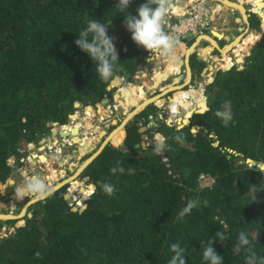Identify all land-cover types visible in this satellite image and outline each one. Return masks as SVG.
Segmentation results:
<instances>
[{"label": "trees", "instance_id": "16d2710c", "mask_svg": "<svg viewBox=\"0 0 264 264\" xmlns=\"http://www.w3.org/2000/svg\"><path fill=\"white\" fill-rule=\"evenodd\" d=\"M145 2L131 0L120 13L118 0H0V182L19 164L22 137L23 148L37 145L51 132L47 123L68 126L75 101L100 102L111 96L106 87L115 75L130 81L147 63L151 53L123 26L125 14L136 15ZM250 17L260 28L257 13ZM92 19L109 26L107 34L115 38L119 60L107 81L75 44ZM212 49L198 50L205 58ZM192 59L200 63L194 78L206 62L196 51L191 67ZM239 65L214 71L204 88L208 109L193 113L188 125L166 124L153 103L135 114L82 170L80 176L88 177L85 209L71 210L63 197L66 186L30 204L31 216L18 223L24 225L0 238V264H169L173 243L185 248L186 264H210L203 259L210 240L221 264H245V247L236 250L242 231L264 257V177L256 168L264 163V34ZM225 102L233 114L227 126L215 115ZM87 110L105 115L100 104ZM150 114L157 116L153 129L165 138V155L153 152L152 133V144H140L139 128L150 122ZM193 125L201 128L192 132ZM201 173L213 178L210 186L199 185ZM103 183L114 186L112 196L103 192ZM190 200L197 207L178 219Z\"/></svg>", "mask_w": 264, "mask_h": 264}, {"label": "rangeland", "instance_id": "374dc122", "mask_svg": "<svg viewBox=\"0 0 264 264\" xmlns=\"http://www.w3.org/2000/svg\"><path fill=\"white\" fill-rule=\"evenodd\" d=\"M207 1L209 3L210 7H213L214 4L217 5L220 8L223 15L228 14L231 10H233L235 8V7L231 8L227 5H224L221 2V0H218V1L217 0H207ZM229 1L234 2L231 0H229ZM181 2H185V0H181ZM255 2H256V0H237V2H234V3L241 6L243 8V10H244L243 4L245 3L246 8L250 7V9H252L253 11H256L258 13L263 12L264 9L258 6L259 2L256 5L257 7L255 6ZM261 2L264 3V0H261ZM171 3L173 4V8H172L173 12L181 14L182 12L178 11V7H181V5L173 3V0ZM167 6L165 7L166 9H167ZM244 12H245V10H244ZM259 15H260V13H259ZM214 16L215 15H213L211 18L213 19ZM219 16H218V18H219ZM260 16L262 17V15H260ZM226 20H228L229 22H233L231 17L227 18ZM250 22L252 23V25H255L254 29L257 30V32L247 31L245 34H243V33H239L240 32L239 30H236V33H234V31L231 30L230 32L233 35H230V38L228 40L230 42H227L229 44H226L223 47L221 45H219L220 54H218L217 56L221 55L220 57H218L220 60V64L218 65L217 60H215V59H208V61H206V64L207 63H214V64L218 65L219 67L224 68L226 66V64L228 63V60L226 57L231 56L234 61L236 59L235 57L243 59L244 57L242 58V54L244 53V50L246 47H248V51L250 53V49H251L252 45L256 42V39H260L262 34H263L262 31L258 32V30L260 28H258V29L256 28V26H258V25L255 23L253 17H250ZM261 25H262V27H264L263 22ZM213 26H214V24L212 22H210V25L205 28V31L200 32L196 41H195L196 38H194V35L191 32H188L185 35V37L183 38V41L187 44V46H184V44H182V43H178V44L176 43L175 60H178L177 67H178V69H180V74H179L180 76L185 75L184 67L182 64L183 55H186V54L188 55L190 53L189 52L190 48H192L193 46H195L194 49H197V51L199 53V50H198L199 48L206 47V46L210 45L209 42L206 43L205 41H200L199 43H197V41H198L199 37H201V36H208V37H211L213 39V37L210 34V30ZM219 32H221V31H219ZM221 33L223 35H221ZM221 33H220V36L218 38H221L222 36H226L224 34V32H221ZM238 33L243 34V35L238 36L239 35ZM235 36H237V37H235ZM214 42H216V40H214ZM219 43L222 44V41H219ZM231 43H232L231 49H229L227 53L226 52L223 53L222 50L227 45H230ZM216 45H218L217 42H216ZM238 45H240L239 50L237 49L239 47ZM217 50H211V51H213V54L215 56H216L215 53L217 52ZM237 50H238V52H236ZM247 52L244 53V56L247 55L246 54ZM164 55L165 54H160V52H157L156 55L151 53L150 54V57L152 56L151 60L149 57L147 63L140 66L139 70L135 72V75L133 76V78L130 81H128L126 79L121 80V82L118 85L112 86L111 91H112V96H113V94L119 93L120 91L125 92V97H129L131 100V102L127 101L125 103L127 105L130 104L129 110H128L130 113H133L138 107H143L144 105H141L142 103L146 102L147 100L154 99L156 96L160 95V98H158V100L151 102L158 109V111H157L158 117L160 119H163L165 121V123L168 125H176L177 126L178 124H180L179 122L182 121L184 114L181 113V114L176 115V114L169 113V105L171 103V100L168 99V96H170L171 99H173L178 95L177 94L178 92H186V91H189L191 89H196L197 93L201 92L203 96L207 97V95L204 91V88H205V85L207 84L208 80L210 79V77H207V76L202 77L203 80H204V78H206L205 79L206 84H205L203 80H198V78H196V77H199L198 75H195L192 82H191L192 87L187 86V84L182 85L180 83H182L183 80L181 78H177L176 75L173 74L176 72V70H173V68L171 69L172 66L169 65L171 61L167 62V59H169V58L167 55H165V56ZM193 59H192V62H193L192 63V69H193V72H197L199 70L200 63L197 60L195 61ZM241 63H237V64L239 65ZM164 79H167V80L164 81ZM139 87H142L143 88L142 90H144V95H143L142 99L139 98V94H138ZM173 87H175L177 89H172ZM185 88H187V89L185 90ZM141 92H143V91H141ZM188 99L192 100L193 97H188ZM192 102H194V101H192ZM97 104L99 106L100 102L96 103L95 105H92L94 110L96 109ZM101 106L104 109L103 113L105 115H99L97 112H95V116L93 115L94 116L93 118L90 117L88 119L90 121L86 120V118L88 116L86 114L87 108L85 106H82L81 104L74 111L73 114L75 117L73 118V120L71 121L70 118L68 117V122H67L68 124L67 125H70V127L76 126V127L80 128V130H81L82 129L81 125L85 126V127L82 126L83 132L80 131L78 139H83V138L85 139V137L87 138V135L89 137V140L93 139L92 144H90V145L86 144L85 145V148L87 150H89L87 153H85L84 150H80L78 148L79 147L78 144H75L72 142H71L72 145H69L66 143L60 144L59 142H57L52 148L51 147L49 148V145H47L48 148H45L43 150H40L38 148V145L35 144L36 145L35 148H31V149L26 148L25 150L20 151V154L22 155V157H20L18 159L19 164L17 166H13V167H15V169L13 168L11 175L7 178V180L5 182H0V186H1L0 187V215L2 216V214H5V215L13 216L12 218L0 219V221H3L2 224L0 225L1 237L9 235V233L14 232L16 227L24 225L25 215L27 213H29V206L31 204V203L29 204V202H31L33 199L28 198V197H25L23 200L16 199L14 189L18 183L23 182L24 176H22L21 173H22V171H27L30 168V166L28 164V162H29L28 159L31 157L32 153L33 154H39V155L40 154L45 155L50 162L49 168H51L53 171L49 174L47 172L46 164H44V163L42 164L37 160V164L35 166V170L33 169V172L36 173V171L40 167H42L44 174H46L47 176L49 175L48 178L47 177L43 178L42 176H40V178L46 184L50 185L52 188H55L57 186L59 188L62 186H66L65 190L68 194H69L70 189L72 191L74 189L73 193L69 197L70 199L74 200V203H68V204L71 206H76L75 203H77L79 201V189H80V187H83L84 189H86L88 187V186H86L88 184V179L80 176L82 171L78 172L79 168H77V165L82 164L83 162L87 161L91 156L93 157L94 155H96L97 152H99L102 149V147L108 142L107 141L105 143L107 137L111 136L113 134V132L116 131L117 128H119L123 123H125V121H127V118H128V116L126 114H124L125 112L123 111L122 107L115 101V99H113L112 101H109L107 104H104ZM101 106H100V108H101ZM116 107H118V108H116ZM111 111H113V112H111ZM131 115L132 114H130V116ZM151 124L149 127L145 126V129H147L146 131H148V134L152 133L153 138L157 139V135L160 133L155 132V130L153 129L155 126H158L157 116H152V123ZM47 126L50 127L51 132L53 129H57V130L58 129H63V130L65 129V128H60L61 125H53V123H50V122L47 123ZM101 131H104L105 133L99 137L98 135ZM51 132L49 134L50 137H53V139H60V137L58 135L51 136ZM39 139L41 140V137H39ZM67 141H69V140H67ZM143 141L145 143L144 148H147L149 143L147 144L146 139H143ZM109 142H111V141H109ZM89 147H91L92 149L90 150ZM161 155H165V154L162 153ZM166 160H167L166 158H162V162H165ZM12 161L13 160H11V162ZM45 163H47V162H45ZM80 168H82V165ZM29 176H31V175H29ZM201 186H202V183H201ZM8 193L13 194V196H12L13 198H11V200L9 199V196L7 195ZM2 204H3V206H2ZM84 205H85V201L83 202V204L81 206L83 207ZM9 219L15 220L14 223H9L7 221ZM21 220L24 221V223L18 224Z\"/></svg>", "mask_w": 264, "mask_h": 264}, {"label": "clouds", "instance_id": "9594fccd", "mask_svg": "<svg viewBox=\"0 0 264 264\" xmlns=\"http://www.w3.org/2000/svg\"><path fill=\"white\" fill-rule=\"evenodd\" d=\"M167 2L168 0H146L145 3L139 5V7L137 8L136 15H132L131 13L125 14L123 26L127 29V31L131 33V39L137 45L141 46L146 51L154 55L157 52L165 54L168 56L170 61H173L175 60L176 40L174 39V37L168 35L163 28V15L167 10L165 8V4ZM130 3L131 0H118V3L116 5L119 7L120 10L119 12L125 13V10L128 8ZM153 4H156L158 6L152 7ZM250 12H255L257 13V15L259 14L258 12L250 9L249 16H250ZM258 16L260 17V25H261L262 24L261 16L260 15ZM108 28L109 26L100 23L99 21L93 19L89 20L87 26L79 32L78 35L80 38L75 40V44L83 52L87 53L92 61L94 60L97 62L96 71L99 74L100 79L103 81H107L109 80V78L113 77L116 71V61L119 60L117 49L113 42L115 38L108 36L107 34ZM262 28L263 27L261 25L260 31ZM90 35H91V39H89ZM152 56L150 57V60ZM206 75L207 74H205L204 77ZM212 75L213 74L208 75V77H211ZM199 77L196 78L199 79ZM167 79H164V81ZM205 79L206 78H204L203 81L206 84ZM192 80L193 78L190 77L187 83H190L192 85L191 83ZM186 89L187 88H185V90ZM205 103H206V107H208L207 97L205 98ZM215 115L216 117L222 120L225 126H227L228 123L233 119L230 102H225V104L222 105V110H217ZM191 116H192V112L189 115L188 119H190ZM182 121L179 122L181 125H183ZM180 124H178L177 127H179ZM175 139L178 143L181 144L184 143L183 136H176ZM107 141L109 142V140ZM152 150L156 154H162L167 150V144L163 136H160L155 140ZM256 168L258 169V172L261 174V176L264 177V163L257 164ZM119 171L120 173H123L124 168L120 167ZM111 172L115 173L116 169L112 168ZM102 190L108 196H112L115 192L114 186L108 183L102 184ZM14 191H15V197L18 200H23L25 197H28L34 200L42 201L51 197L53 195L54 190L50 185L46 184L40 178L39 175L29 176L25 174L23 182L18 183ZM93 191H95V189H93ZM253 195L255 199L254 192ZM195 207H197V201L195 200L188 201L186 206L183 207V209L179 212L178 219H183L186 215L190 214L192 209H194ZM216 236L219 238V240L225 239V235L223 232H217ZM214 241L215 240H210L208 246L204 249L203 259L205 261L210 262V264H221L222 258L216 254L214 248L212 247ZM242 246L245 247V252H246L245 264H253L254 259H258L259 264H264V257L257 256L255 251L251 247V241L249 240L248 235L243 231L240 232L238 235V244L236 245V250L240 251ZM170 250L174 255L171 257L169 264H186V260L184 259V255H183L185 252V248L181 247L178 243H173L170 247ZM35 255L39 257L40 253L37 252L35 253Z\"/></svg>", "mask_w": 264, "mask_h": 264}, {"label": "bare ground", "instance_id": "6f19581e", "mask_svg": "<svg viewBox=\"0 0 264 264\" xmlns=\"http://www.w3.org/2000/svg\"><path fill=\"white\" fill-rule=\"evenodd\" d=\"M223 3H226V4H228L230 7L231 6H233V7H235L241 14H242V16H243V18L245 19L246 18V16H245V14H244V10L242 9V7L241 6H239V5H237V4H235V3H233V2H229L228 0H221ZM258 6L259 7H261V8H263L264 9V3H262L261 2V0H260V5L258 4ZM170 8H173V4H171L170 5ZM216 10H220V8L217 6V5H213V7H212V16L213 15H215V12H216ZM243 10V11H242ZM260 13V15H262V17H261V19H262V22H264L263 20H264V11L263 12H259ZM239 21V20H238ZM213 30H212V34H214L215 36H217V37H219L220 36V34L216 31V28H215V26L212 28ZM202 39H206L209 43H212V44H215L214 43V41H213V39L211 38V37H208V36H201L199 39H198V41H197V43H199ZM226 39L227 40H229V37H226ZM196 43V44H197ZM231 46H232V43L230 44V45H227L225 48H224V50H223V52L225 53V52H227L229 49H231ZM239 46V47H238ZM237 47V49L239 50L240 49V45H238ZM194 47L195 46H193L192 48H190V50H189V52H192L193 50H194ZM228 48V49H227ZM227 49V50H226ZM238 50L236 51V52H238ZM188 52V53H189ZM160 54H162V53H160ZM165 56V55H164ZM163 56V57H164ZM227 59H228V63L226 64V66L228 65L229 66V64H230V57H226ZM165 59V58H164ZM218 60V62L220 63V61H219V59H217ZM241 61L242 62V60L243 59H241V58H238L237 59V61ZM167 62H170V60L169 59H167ZM226 66L224 67V68H226ZM171 69H172V67H171ZM173 70H178V68L176 69V68H174L173 67ZM154 73V72H153ZM186 80L188 81L189 80V73H187V77H186ZM120 81H121V79H115L113 82H112V85H110V86H115V85H118L119 83H120ZM172 89H177V88H175V87H173ZM179 89V88H178ZM141 91H143V93H144V90H141ZM199 91V90H198ZM138 94H140V92H138ZM178 95L175 97V98H173V99H170L171 100V103H170V105H169V113H171V114H184V116H183V118H182V120H183V122H186L187 121V117L191 114V110L192 109H199V110H201V111H203V110H205V107H206V103H205V97L202 95V93L201 92H199V93H197V90L196 89H191V90H189V93H183V92H178L177 93ZM144 95V94H143ZM188 97H193V99L192 100H189L188 99ZM123 98H126L125 97V92L124 91H120L119 93H117L116 95H115V101L122 107V109H123V111L125 112L124 114H126L127 116H128V118H129V116H130V114H133V113H135V112H137V111H140V110H142L146 105H144L143 107H138L133 113H130L128 110H129V106H130V104H125L126 102H124L123 101ZM158 98H160V95L159 96H156L154 99H151V100H148L149 102H151V101H156V100H158ZM192 101H194V102H192ZM103 108V107H102ZM116 108H118V107H116ZM88 109H90V108H88ZM102 111V110H101ZM89 111H87V114L89 115ZM75 116H74V114L70 117V120H73V118H74ZM86 117V116H85ZM94 117V116H93ZM126 117V116H125ZM127 118V119H128ZM100 119V118H99ZM87 120V119H86ZM83 121V120H82ZM126 122V121H125ZM124 124L125 123H123L119 128H117L116 129V131L115 132H113V134L111 135V136H109V137H107V139H106V141L107 140H111L123 127H124ZM60 128H62V127H60ZM72 128H75V130L73 131V133L71 132L72 130ZM62 131H64V133H62V135H60L61 136V140L59 141V139H53V137H50V136H48V137H46V138H43V139H41L40 141H39V143H38V148L40 149V150H43V149H45V147H43L42 146V144L46 141L47 143H48V145H49V148L51 147H53L57 142H60V144H64V143H66V144H69V145H72L71 144V142L72 143H75V144H78V148L80 149V150H84L86 153L89 151V150H87V149H85V144H86V142H87V140H85L84 138L83 139H78V136H79V133H80V128H78V127H76V126H72V127H70V125H68L67 126V128L65 127V129L63 130V129H61ZM58 131H59V129L57 130V129H53L52 130V132H51V136H55V135H58ZM105 132L104 131H101L100 133H99V137L100 136H102L103 134H104ZM67 135V136H66ZM59 136V135H58ZM67 140H69V141H67ZM36 147V145H30V146H28V148L27 149H31V148H35ZM91 150V149H90ZM98 153V152H97ZM37 160L40 162V163H44V164H46L45 162H47L48 161V158L45 156V155H43V154H31V157L28 159V164H29V166H30V168L27 170V171H23V176H25V174H27V175H39V176H42L43 178H45V174L44 173H42V174H40L38 171H36V173H34L33 172V169L35 170V166H36V164H37ZM89 161V159L87 160V161H85V162H83L82 164H78L77 165V168H79L78 169V172L79 171H81L83 168H84V166L87 164V162ZM49 162V161H48ZM47 162V163H48ZM81 165H82V168H80L81 167ZM40 169H43L42 167H40ZM77 172V173H78ZM34 173V174H33ZM47 178H48V176H47ZM75 184V183H74ZM54 189V188H53ZM73 189V188H72ZM86 190V191H85ZM73 191H74V189H73ZM73 191L70 189V191H69V194H68V196L70 197L71 196V194L73 193ZM88 193H89V190H88V188H86V189H84L83 187H80V189H79V203H81L82 204V200H84L85 198H86V195H88ZM81 196V197H80ZM13 198V197H12ZM34 200V199H33ZM32 200V201H33ZM2 206H3V204H2ZM24 213V212H23ZM13 216H9V215H5V214H2V216L0 215V219H7V218H12Z\"/></svg>", "mask_w": 264, "mask_h": 264}, {"label": "crops", "instance_id": "0c3cea01", "mask_svg": "<svg viewBox=\"0 0 264 264\" xmlns=\"http://www.w3.org/2000/svg\"><path fill=\"white\" fill-rule=\"evenodd\" d=\"M186 1V0H185ZM218 1V0H217ZM229 1V0H228ZM231 1H234V2H237V0H231ZM178 2V4L179 5H183L185 2H181V0H178L177 1ZM222 2V1H221ZM230 2V1H229ZM233 2V3H234ZM259 2V3H258ZM220 3V2H219ZM223 3V2H222ZM257 3L258 4H260V0H256V2H255V6L257 5ZM224 5H227V6H229L228 4H226V3H223ZM243 6H244V10H245V12H244V14H245V16H246V18L244 19L243 18V16H242V14L237 10V9H235L234 7H232L231 6V8H234L233 10H231L228 14H226V15H223L222 14V12H221V10H219L218 11V14L217 15H215L214 17H213V19L210 21V22H212L213 24H214V26H215V28H216V31L220 34L221 32H224V34L226 35V37H228L229 36V38H230V35H233V34H231V30L232 31H234V33H236V30H239L240 32L239 33H243V34H245L247 31H253V32H257V30H255L254 28H251L250 27V21H249V11H250V7H245V3L243 4ZM251 6V5H250ZM230 7V6H229ZM257 7V6H256ZM243 9V8H242ZM182 10H183V8L182 7H178V11L179 12H182ZM220 15V16H219ZM259 15V14H258ZM218 16H219V18H218ZM229 17H231L232 18V20H233V22H229L228 20H226L227 18H229ZM239 20V21H238ZM213 26V27H214ZM261 26V25H260ZM212 27V28H213ZM211 28V30H210V34H211V36L213 37V39L214 40H216V42H217V44L218 45H216V42H214L215 44H212V43H210V45L209 46H212L213 47V49L212 50H217V52L215 53L216 54V56L218 55V54H220V50H219V45H221L222 47L223 46H225L226 44H229V43H227V42H230V41H228L227 39H226V37L225 36H222L221 38H217V37H215L213 34H212V29ZM261 28V27H260ZM242 30V31H241ZM205 31V30H204ZM203 31V32H204ZM219 31H221V32H219ZM238 33V34H239ZM243 34H239L238 36H242ZM221 35H223L222 33H221ZM235 37H237V36H235ZM234 37V38H235ZM197 38H198V36L196 37V39H195V41L197 40ZM200 38V37H199ZM233 38V39H234ZM213 40V41H214ZM201 41H205L206 43H208V41L206 40V39H202ZM219 41H222V44H220L219 43ZM178 43H182V44H184V46H187V44L185 43V42H178ZM177 43V44H178ZM203 47H201V48H199V49H202ZM228 49V48H227ZM226 49V50H227ZM224 50V49H223ZM223 50H222V52H223ZM196 51V54L197 55H200L199 53H198V51H197V49H194V51L193 52H195ZM193 52H191V53H193ZM228 52V51H227ZM226 52V53H227ZM191 53H189L188 55L186 54V55H183V59H182V64H183V67H184V73H185V75H179L180 73H179V71H180V69H178V70H176V72L175 73H173V74H175L176 75V77L177 78H181L182 80H183V82L182 83H180V84H182V85H186V83H187V80H186V77H187V73H189V78L190 77H192L193 78V69H192V67H191V65H190V55H191ZM224 53V52H223ZM247 54V53H246ZM245 54V55H246ZM242 55H244V53L242 54ZM213 56H215L214 54H213V51H211V54L210 55H206V57L205 58H203L204 60L203 61H208V59H213ZM221 55H219V56H217V57H220ZM219 59V58H218ZM220 61V60H219ZM177 62H178V60H173V61H171L170 62V66H172V68L174 67V68H178L177 67ZM180 67V66H179ZM198 80H200V79H198ZM181 85V86H182ZM143 88L142 87H139V92H141V90H142ZM187 93H189V91H186ZM186 92H183V93H186ZM143 92H141L140 94H139V98L140 99H142L143 98ZM132 99V98H131ZM123 101L124 102H131V100H130V98L129 97H126V98H124L123 99ZM147 103H149V101L147 100L146 101ZM146 102H144V103H142L141 105H146L147 103ZM140 105V106H141ZM102 111H104V109L102 108ZM87 114V113H86ZM88 115V114H87ZM90 117H92L93 118V115H91V113H89V115L87 116V121H90V120H88ZM72 121V120H71ZM72 123V122H71ZM85 127L84 125H81V132H83V127ZM87 126V125H86ZM67 128V127H66ZM88 139V140H87ZM85 140H87V142H86V144H92L93 143V139H91V140H89V137H88V135H87V138L85 137ZM92 141V142H91ZM89 149H92L91 147H89ZM86 153V152H85ZM78 157V156H77ZM76 157V158H77ZM49 161V160H48ZM47 161V162H48ZM49 163L50 162H48V163H46V168H47V172L50 174L51 172H53L52 171V169L51 168H49ZM49 176V175H48ZM47 177V175L45 174V178Z\"/></svg>", "mask_w": 264, "mask_h": 264}, {"label": "built area", "instance_id": "2783aa9c", "mask_svg": "<svg viewBox=\"0 0 264 264\" xmlns=\"http://www.w3.org/2000/svg\"><path fill=\"white\" fill-rule=\"evenodd\" d=\"M177 1L173 0V3L178 4ZM181 7L183 8L181 14L174 13L172 8L167 7L168 10L163 15L164 31L174 37L176 43L184 42L183 38L188 32H191L194 38H196L200 32L204 31L210 25V21L212 20V7L209 6L207 0H186ZM218 11L216 10L215 15L218 14ZM261 31L264 34V27ZM210 54L211 52L208 53V55ZM230 64L232 66L237 64L236 60L234 61L231 56ZM206 76L208 77V75ZM187 86L192 87L190 83H187ZM198 180L200 186L202 183V187L210 186L213 182V178L204 173L199 174Z\"/></svg>", "mask_w": 264, "mask_h": 264}, {"label": "water", "instance_id": "95a60500", "mask_svg": "<svg viewBox=\"0 0 264 264\" xmlns=\"http://www.w3.org/2000/svg\"><path fill=\"white\" fill-rule=\"evenodd\" d=\"M172 0H168V6H170L172 3ZM214 35V34H213ZM215 36V35H214ZM215 37H217V36H215ZM226 37V36H225ZM218 38V37H217ZM191 53V52H190ZM249 54V51L247 52V55ZM198 56V59L199 60H204L203 59V57L201 56V55H197ZM244 56L242 55V58H243ZM236 59V63H241V61L239 60V61H237V57H235ZM242 62H243V60H242ZM232 67V65L230 64L229 66L227 65L226 66V68H222V67H219L218 65H216V64H214V63H207L203 68H202V71H201V73H200V77H199V79L200 80H203L202 79V77L205 75V74H207V75H210V74H213L214 73V71L216 70V69H222V70H229L230 68ZM121 79V77L120 76H118V75H115L112 79H111V81H110V85H112V82L115 80V79ZM121 82V81H120ZM110 85H108L106 88L108 89V90H110L111 88H112V86H110ZM116 86V85H115ZM117 93H115V94H113V99H115V95H116ZM168 99L170 100L171 99V97L170 96H168ZM109 102V98H107L106 96H104L101 100H100V104L101 105H103V104H107ZM151 102H153V101H151ZM151 102H149V103H151ZM74 108H77V107H79L80 106V103L78 102V101H75L74 102ZM98 105V104H97ZM97 105H96V108H97ZM92 106L90 105V104H88V105H86V108H91ZM208 109V107H206V109L205 110H207ZM205 110H203V111H201V110H199V109H193L192 110V114L193 113H202V112H204ZM138 112V111H137ZM136 113V112H135ZM135 113H133L129 118H131ZM73 114H69L68 115V117L70 118L71 116H72ZM128 118V119H129ZM127 119V120H128ZM53 123V125H58V123L56 122V121H54V122H52ZM182 123H183V125H187V124H189V119H187V121L186 122H183L182 121ZM181 125V124H180ZM179 125V127L178 128H180V127H183V125H181L180 126ZM201 127L200 126H197V125H194V126H192L191 127V131L192 132H197V130L198 129H200ZM145 129V126H141L140 128H139V131L140 132H142L143 130ZM72 131V133H73V131L75 130V128H72L71 129ZM62 133H64V131H62L61 129H59V131H58V135H59V137H60V139H59V141L61 140V136L60 135H62ZM67 136V135H66ZM25 140V138H21L20 139V141H19V149H21V150H25L26 148H23V145H22V142ZM151 141H152V139L150 138V139H148V142L149 143H151ZM107 141H105V143H106ZM60 143V142H59ZM141 146H142V148H144L145 147V143H144V141H141ZM139 144H136V146H138ZM99 153V152H98ZM97 153V154H98ZM96 154V155H97ZM96 155H94L93 157L91 156L90 158H89V161L87 162V164L85 165V166H87L95 157H96ZM30 164V163H29ZM84 166V167H85ZM40 174H42V173H44L43 172V169H39V170H37ZM22 174H23V171H22ZM86 179H88V177H86ZM57 188H59L58 186L57 187H55L53 190L55 191V190H57ZM12 196H13V194L11 193L10 194V197L12 198ZM63 197H64V199H66L67 201H68V203H74V200L73 199H70L69 198V196H68V193L66 192V193H64V195H63ZM87 198H88V195H86V198L84 199V200H82V202H84V201H86L87 200ZM37 200H33V201H31V202H29V204L31 203H35ZM83 204V203H82ZM81 203H79V201L77 202V203H75V205L76 206H71V210L72 211H79V212H81L83 209H85V207H86V203H85V205L82 207L81 205H82ZM80 205V206H79ZM78 206V207H77ZM27 215H28V217H30L31 216V212H29V213H27Z\"/></svg>", "mask_w": 264, "mask_h": 264}, {"label": "flooded vegetation", "instance_id": "af4514ba", "mask_svg": "<svg viewBox=\"0 0 264 264\" xmlns=\"http://www.w3.org/2000/svg\"><path fill=\"white\" fill-rule=\"evenodd\" d=\"M106 89H107V88H106ZM107 90H108V89H107ZM110 90H111V89H110ZM106 97L109 98V101H112V100H113V98H112V97H113L112 94H111V96H106ZM148 104H150V103H148ZM148 104H147V105H148ZM94 105H95V104H94ZM147 105H146V106H147ZM100 106H101V105H100ZM146 106H145V107H146ZM101 108H102V106H101ZM87 111L90 112V110H87ZM140 111H141V110H140ZM140 111H138V112H140ZM111 112H113V111H111ZM138 112H136L135 114H137ZM135 114H134V115H135ZM134 115H133V116H134ZM133 116H132V117H133ZM132 117H131V118H132ZM131 118H129V119L125 122V124H126ZM148 118H149L150 122H149L146 126L149 127L150 124L152 123V115H151V114L148 115ZM125 124H124V125H125ZM151 125H152V124H151ZM145 130H146V129H144V130L141 132V133H142V134H141V137H142V141H143V139H146V140H147L146 142H147V144H148V143H149V142H148V139H150V137H149V134H148V133H145V132H144ZM109 132H110V131H109ZM147 135H148V136H147ZM90 140H91V139H90ZM150 144H152V141H151V143H149L148 145H150ZM37 145H38V144H37ZM47 145H48V143H47L46 141L42 144V146L45 147V148H48ZM85 145H86V144H85ZM85 149H86V148H85ZM20 150H21V149H20ZM39 169H40V168H39ZM39 169H38V170H39ZM21 175L23 176L22 173H21ZM10 194H11V193H8L7 195L9 196V199L11 200ZM7 198H8V197H7ZM7 200H8V199H7ZM6 205H7V204H6Z\"/></svg>", "mask_w": 264, "mask_h": 264}]
</instances>
